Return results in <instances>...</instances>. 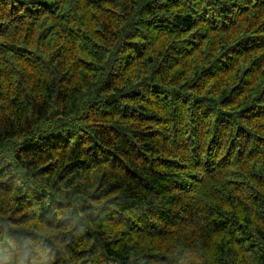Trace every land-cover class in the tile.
I'll return each mask as SVG.
<instances>
[{"label":"trees","instance_id":"1","mask_svg":"<svg viewBox=\"0 0 264 264\" xmlns=\"http://www.w3.org/2000/svg\"><path fill=\"white\" fill-rule=\"evenodd\" d=\"M0 264H264V0H0Z\"/></svg>","mask_w":264,"mask_h":264},{"label":"bare ground","instance_id":"2","mask_svg":"<svg viewBox=\"0 0 264 264\" xmlns=\"http://www.w3.org/2000/svg\"><path fill=\"white\" fill-rule=\"evenodd\" d=\"M161 34V33H160Z\"/></svg>","mask_w":264,"mask_h":264}]
</instances>
